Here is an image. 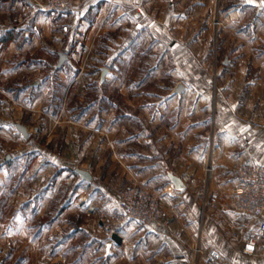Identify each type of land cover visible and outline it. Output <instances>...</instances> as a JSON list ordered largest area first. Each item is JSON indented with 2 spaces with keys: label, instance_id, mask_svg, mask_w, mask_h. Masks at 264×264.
Returning a JSON list of instances; mask_svg holds the SVG:
<instances>
[{
  "label": "crops",
  "instance_id": "crops-1",
  "mask_svg": "<svg viewBox=\"0 0 264 264\" xmlns=\"http://www.w3.org/2000/svg\"><path fill=\"white\" fill-rule=\"evenodd\" d=\"M14 1L0 0V264H222L214 248L223 264H264L230 237L248 218L231 204L234 180L220 184L249 154L264 161V0H74L79 16ZM61 51L64 67L46 74ZM207 155L221 199L204 211ZM133 181L183 242L163 224L108 231L87 213L94 197L117 206Z\"/></svg>",
  "mask_w": 264,
  "mask_h": 264
},
{
  "label": "built area",
  "instance_id": "built-area-1",
  "mask_svg": "<svg viewBox=\"0 0 264 264\" xmlns=\"http://www.w3.org/2000/svg\"><path fill=\"white\" fill-rule=\"evenodd\" d=\"M31 7L40 5L48 10H57L62 12H73L79 16L82 13L81 8L75 7L74 0H49L47 5H43L40 0H27ZM19 0L14 1V6L19 4ZM65 30L68 27L65 26ZM83 53L89 56L84 50ZM240 138L243 143L247 138L240 132ZM32 147V146H30ZM210 156V155H209ZM206 174L213 173V167L210 164L209 157L205 167ZM211 173V174H212ZM192 174L188 175L190 178ZM234 184L230 194V201L236 212L244 215L248 219H232L229 223L230 237L243 244V252L249 255L264 254V161L253 154L247 158L239 160L233 167ZM221 199L220 192L205 190L204 207L217 208ZM102 207V206H101ZM100 206L97 203H91L87 207L88 212H94ZM100 222L107 230H113L119 226L130 222H136L141 226L163 224L169 232L179 241L183 242L185 227H175L170 218H166L156 194L143 187L137 181L119 191L118 205L111 210L100 209ZM5 253L9 248L0 245ZM212 257L219 263L227 261L223 252L214 248L211 252Z\"/></svg>",
  "mask_w": 264,
  "mask_h": 264
},
{
  "label": "rangeland",
  "instance_id": "rangeland-1",
  "mask_svg": "<svg viewBox=\"0 0 264 264\" xmlns=\"http://www.w3.org/2000/svg\"><path fill=\"white\" fill-rule=\"evenodd\" d=\"M205 1V5H210V7L211 8H218V6H219V0H204ZM20 2V1H19ZM27 4L29 5V3L27 2ZM30 7H31V5H29ZM39 7H41L40 5H37L36 7H34V9H38ZM33 8V7H32ZM46 9V8H45ZM62 12V11H61ZM65 13H67V12H65ZM64 29H65V27H64ZM66 31V30H65ZM216 42H217V38H216ZM215 49H217V47L215 48ZM84 50H86L88 53H89V56H87V55H85L84 53H83V51ZM91 47H89V48H83L82 50H81V71H84L85 69H87L91 64H90V62H91ZM58 64V62H55L54 63V65H50L49 67L47 66V68L45 69V71H47V73L46 74H48V73H52V72H54L55 71V69H54V67L56 68V65ZM65 64V63H64ZM64 64L60 67V68H56V71L57 70H61L63 67H64ZM54 66V67H53ZM216 74H217V70H216ZM63 86V85H62ZM94 87H96V85H94ZM98 88H99V86H97ZM211 145H212V148L213 147H215L214 145H215V142H214V138L212 139V143H211ZM30 146H32V147H30ZM33 144H28V148H33ZM164 148H165V146L164 147H162V149H161V151H164ZM4 151H5V149H4ZM208 157H209V161L211 162V158H210V156L209 155H207V161H208ZM206 167V166H205ZM15 168L16 169H20V165H15ZM192 175L190 176V178L192 177L193 178V172L191 173ZM212 177H209L208 176V174H204V182L205 181H207L206 182V186H205V183L203 182V179H201V181H202V187L204 188L205 187V189H204V193L202 192V194H201V197H203V207H204V197H205V190H206V188L208 187V185H207V183H209V180L211 179ZM207 179H209V180H207ZM17 180H19V177H17ZM233 180H234V176H233V171H227V176L223 179V180H221L220 181V184H222V185H224V186H226V187H229L231 184V182H233ZM133 183V182H132ZM131 183V184H132ZM131 184H129V185H131ZM140 184V183H139ZM128 185V186H129ZM143 186V185H142ZM126 187V186H125ZM144 187V186H143ZM124 188V187H123ZM123 188H121V189H123ZM120 189V190H121ZM147 189V188H146ZM227 189H229V188H227ZM224 190L225 191V194H227L228 195V192H229V190ZM119 190V191H120ZM149 190V189H148ZM216 190V189H215ZM119 191H118V195H119ZM216 191H218V190H216ZM219 192V191H218ZM97 203L99 206H100V209L102 208L103 210H107V211H109V209H107V205H109V202L108 201H104L102 198H98V197H94V198H92L91 199V201H90V203L89 204H87V206L85 207V209H86V211H87V207L91 204V203ZM102 206V207H101ZM99 208L97 209V210H95L94 212H88L87 211V213L89 214V215H92V216H95L97 219H98V221L100 220V216H101V213H100V210ZM205 209V207L203 208V210ZM205 211V210H204ZM104 228V227H103ZM108 231H110V230H108ZM1 245V244H0ZM4 248H6V246L5 245H2ZM0 255L3 257V256H5V251H4V249H0Z\"/></svg>",
  "mask_w": 264,
  "mask_h": 264
},
{
  "label": "water",
  "instance_id": "water-1",
  "mask_svg": "<svg viewBox=\"0 0 264 264\" xmlns=\"http://www.w3.org/2000/svg\"><path fill=\"white\" fill-rule=\"evenodd\" d=\"M68 59V55L61 51L59 52V61H58V64L56 65V68H60L65 62L66 60ZM228 59L225 60V63H228ZM108 71V68L107 67H104L103 68V76L106 75ZM185 89V85L183 83H179L175 89V92L176 93H181L183 90ZM16 125L17 127L19 128V130L21 131V133L25 136V137H28L29 136V129L27 128V126L24 124V123H21V122H18L16 121ZM76 171L84 178V179H87V180H91L92 179V174L88 171V170H85V169H82V168H76ZM171 179L172 181L174 182L175 184V187L179 190H182L186 187V183L184 181V179L181 177V176H178L174 173H171ZM113 237L116 241L118 242H121L122 239L120 237V235L115 232L113 234Z\"/></svg>",
  "mask_w": 264,
  "mask_h": 264
},
{
  "label": "bare ground",
  "instance_id": "bare-ground-1",
  "mask_svg": "<svg viewBox=\"0 0 264 264\" xmlns=\"http://www.w3.org/2000/svg\"><path fill=\"white\" fill-rule=\"evenodd\" d=\"M211 173H212V172L210 171V172H209V176H211V175H212ZM208 180H209V179H208Z\"/></svg>",
  "mask_w": 264,
  "mask_h": 264
}]
</instances>
